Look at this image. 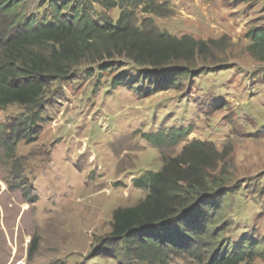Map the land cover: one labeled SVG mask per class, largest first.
Listing matches in <instances>:
<instances>
[{
	"label": "rangeland",
	"instance_id": "obj_1",
	"mask_svg": "<svg viewBox=\"0 0 264 264\" xmlns=\"http://www.w3.org/2000/svg\"><path fill=\"white\" fill-rule=\"evenodd\" d=\"M70 1L20 0L11 18L49 21L52 7ZM155 1L159 15L138 8L135 23L150 19L172 37L208 43V55L196 60L203 73L183 78L177 89L152 93L154 81L114 59L107 69L81 63L68 80L52 83L42 99L37 139L19 142L12 155L0 148V264H118L95 256L113 211L142 201L147 190L133 181L159 171L164 159L194 140L220 158L213 174L228 190L216 221L225 224L223 238H251L264 252V65L247 54L245 38L248 29L264 24V0ZM91 5L99 24L94 12L113 21L119 16L117 8ZM9 15L0 12V32ZM23 114L17 105L0 109L1 136ZM177 132L189 135L172 145ZM148 134L164 143L147 142ZM165 264L196 263L181 256ZM246 264H264V255Z\"/></svg>",
	"mask_w": 264,
	"mask_h": 264
},
{
	"label": "trees",
	"instance_id": "obj_2",
	"mask_svg": "<svg viewBox=\"0 0 264 264\" xmlns=\"http://www.w3.org/2000/svg\"><path fill=\"white\" fill-rule=\"evenodd\" d=\"M1 1L0 12L10 13L3 23L11 22L0 32V109L17 105L25 110L5 127L6 135L0 134V148L11 155L19 142L37 139L48 87L68 80L81 63L107 69V61L124 59L138 69L137 77L154 81L152 93L177 89L183 78L204 71L196 60L208 55V43L172 37L150 19L135 23L138 8L159 15L155 0H72L52 7L49 21L23 16L17 23L11 17H17L20 0ZM92 3L102 10L117 8L118 18L113 21L94 12L103 24L95 22ZM245 38L247 54L264 65V24L248 29ZM196 68L193 74L191 69ZM188 135L177 132L170 142L177 145ZM144 138L155 145L164 143L154 134ZM218 157L212 146L194 140L179 155L164 159L159 171L135 179L133 185L147 190V195L135 206L113 211L110 232L99 239L95 256L118 264H165L170 257L181 256L191 257L196 264H246L262 257L255 240H226L225 224H216L228 192L226 181L213 174ZM34 245L33 241V249ZM32 254L29 250V257Z\"/></svg>",
	"mask_w": 264,
	"mask_h": 264
}]
</instances>
